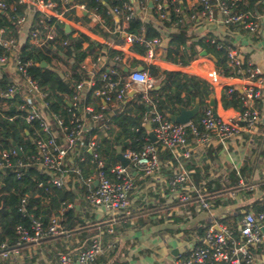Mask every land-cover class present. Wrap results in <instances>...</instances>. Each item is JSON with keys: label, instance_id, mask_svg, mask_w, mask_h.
<instances>
[{"label": "built area", "instance_id": "built-area-1", "mask_svg": "<svg viewBox=\"0 0 264 264\" xmlns=\"http://www.w3.org/2000/svg\"><path fill=\"white\" fill-rule=\"evenodd\" d=\"M69 1L19 0L29 5L24 13L16 16V23L20 26L19 35L29 21V14L37 11L39 13L37 19L28 30V41L35 48H41L56 34L55 23L50 22L52 17L66 23V18H69L67 14H71L72 9L78 5L84 8L82 3L68 5ZM154 1L161 16H164L162 1ZM199 2L201 13L211 19L214 7H217L223 23L239 25L249 32L257 29L258 15L249 10L234 9L236 0H199ZM6 7V3L0 0V11H4ZM107 12L124 13L126 19L135 15L128 2L109 8ZM134 38L133 34H127L128 40ZM157 41V38H153L147 43L151 45ZM21 42L20 37L11 34L6 25H0V78L3 73L8 75L5 87L0 89V106L17 109L26 122L37 121L34 131L35 153L23 160L16 158L19 154L14 146L0 148V172L14 166L20 168L35 165L49 172L50 181L57 187L65 186L71 179V172H74L76 173L72 176L74 180H83L90 184L84 194L85 200L93 206L104 209L108 216L114 219L118 212H128L130 194L137 172L152 175L160 168L159 147H161L170 152L180 168L174 172L169 181L168 197L169 195L171 198L175 197L182 204H196L207 213L204 231L199 233L193 230L184 242L185 251H179L167 264L257 263L258 256L254 250L264 246V207L256 212L250 210L238 215L235 219L236 225L222 221L227 215L215 209V204H221L227 198L237 201V189L247 185L246 178L235 170L239 177L237 188H228L223 179L217 190L208 191L202 185L214 176L192 178L185 169L183 160L192 156L193 147L213 143L225 144L228 139L244 131L252 132L260 119V110L256 102L262 97L264 88L258 67L244 62L236 50L228 48L227 59L232 68V76L246 80L242 90V108L237 110L233 117L223 118L215 117L209 105L198 120L191 119L183 124L166 117L152 101L150 90L158 82L157 78L146 70L138 68L123 73L118 72L114 62L122 60L120 54L114 55L111 63L107 62L101 52L87 54L80 65L87 77L76 82V91L70 97L65 94L62 96L71 106L70 119L65 123L63 117L51 108L48 92L41 88L39 82L29 72V68L37 62L31 58L20 57ZM67 43L66 39L60 42L61 45ZM223 76L225 75L217 69H212L207 72L205 78L211 86H214L221 84ZM96 80H100L101 83L94 87ZM223 87L227 92L236 89L233 84H224ZM89 91L92 92V98L86 101V94ZM131 102L146 105L142 120L150 123L156 141L143 142L138 149H123V155L128 158L126 165L121 161L107 165L105 160L99 157L98 133L108 130L113 125V116L123 112ZM89 131L92 133L85 140V133ZM147 139H150L149 136ZM86 150L91 153L90 162L96 164L97 183L95 184L92 181L93 177L82 176V168L78 164L86 160ZM68 160H75L76 165L72 167L67 163ZM19 175L20 172L17 171V176ZM112 224L108 225L105 233L99 231L94 234L87 246L77 253L76 259H73L69 252H64L58 256L59 262L96 264L98 255L115 247V232ZM15 231L18 236L16 245L6 248V244L3 243L0 252L3 258L19 256L21 245L37 244L43 239L59 236L66 230L60 229L58 218L55 216H52L47 224H43L40 218L30 214L29 225L17 224Z\"/></svg>", "mask_w": 264, "mask_h": 264}, {"label": "crops", "instance_id": "crops-1", "mask_svg": "<svg viewBox=\"0 0 264 264\" xmlns=\"http://www.w3.org/2000/svg\"><path fill=\"white\" fill-rule=\"evenodd\" d=\"M102 2L106 5V9L116 6L110 5L105 0ZM123 2H128L132 6L135 14L132 18L142 22H150L159 31L160 36L156 37L158 41L148 45V40L137 39L135 34H133L134 40H128L127 34L132 33H128L125 29L130 18L126 19L124 13L107 12L102 14L92 8H86L82 3L84 8L78 5L72 9L71 15L74 17L66 18V23L70 25V31L83 32L96 42L94 49H88L87 54H99L101 52L105 55L108 63L113 62L114 55L120 54L122 60L114 62L117 71L120 73L132 68L140 69L141 66L142 70H146L150 74L148 66L150 64L157 66L160 73L158 76H153L158 79L153 89L160 88L163 70H178L206 80L207 72L217 69L215 60L200 54L203 50L201 48L198 57L187 65L174 63L165 57L170 34L179 30L178 21L165 23L168 17L165 1H162L164 16H161L154 0H124ZM177 2L180 4V10L177 8L175 10L181 18V25L186 27V32L191 39L204 37L227 42L228 47L236 50L244 62L259 68V77L264 84V0H262L260 12L255 11L258 15V26L254 32H249L236 24L227 25L223 23L217 7H214L211 19L201 13L199 0H177ZM24 34L25 31L22 30L19 35L21 41ZM143 44L147 47L144 53L139 51ZM110 49L118 52L109 56L108 51ZM245 81V79L232 76L230 73L222 77L221 84L210 85L216 99L218 116L230 118L237 112L234 108L225 109L221 105L223 85L233 84L242 93ZM98 82L100 80H96L95 85ZM131 104H135V102H131ZM256 105L260 110V119L252 132L244 131L240 135L228 139L225 144L213 143L193 147L192 156L183 160L184 167L192 178L193 176L185 166V162L190 161L191 166L198 167L202 178L207 175L216 177L219 174H226L230 170L239 171L246 162L252 167L251 174L246 179L247 185L237 189V201L234 202L232 199L233 202L224 203L223 200V203L215 204L217 212H224L227 215L222 221L232 225H236L235 219L238 216L236 213L240 215L250 210L256 212L255 209L264 203V88L262 97L256 102ZM160 159V168L154 174L144 175L141 171L137 172L134 187L130 194L128 212H118L114 217L116 221L113 222L112 226L116 229L119 228L121 222L129 223V226L124 227L125 229L123 228L119 234L115 233V240L119 242L120 247H123L122 253H124L123 257L127 260V264H167L179 251H185L184 242L187 241L189 234L193 230L202 233L207 224L205 210L198 208L196 204H182L175 197L171 198L170 195L168 197L169 181L174 172L180 168L177 160L173 157H160ZM67 163L76 165L74 160H68ZM95 172L87 176L94 178L93 184H95ZM70 180L66 182L65 187H68ZM86 191L81 194L80 198L78 197L75 204L69 203L68 205L75 206L84 216L86 213L94 214L96 220L94 223L110 220V216L104 209L93 206L85 200ZM1 192L2 190H0ZM151 204L157 205L155 208H148ZM172 213L181 215L184 225H181L180 229L175 228L171 231L169 229L176 226L174 223L171 224ZM125 216H129V218L126 219ZM139 216H142L141 222H138ZM104 225H107L108 228L110 224ZM130 226H132V230L129 229ZM99 231L104 232L100 226L91 228L87 238L82 240L77 235L67 234L49 237L37 244H23L19 256L8 258L0 256V264H61L58 262L59 254L69 252L73 259H76L77 253L87 246L91 237ZM254 252L258 256L257 263L254 264H264V246H260Z\"/></svg>", "mask_w": 264, "mask_h": 264}, {"label": "trees", "instance_id": "trees-1", "mask_svg": "<svg viewBox=\"0 0 264 264\" xmlns=\"http://www.w3.org/2000/svg\"><path fill=\"white\" fill-rule=\"evenodd\" d=\"M3 1L7 7L4 11H0V25H6L9 32L17 37L19 36L20 26L16 23V16L24 13L29 5L19 2V0ZM123 1L105 0L110 5H121ZM161 1H165L167 4L168 17L165 23L178 21L179 25V30L170 34L165 57L174 63L187 65L198 57L199 49L201 48L215 56V65L218 71L224 75L232 73V68L228 64L227 59V50L229 48L227 42L204 37L191 39L186 32V27L181 25V18L175 10L176 8L180 10V4L177 0ZM76 2L84 3L86 8H92L102 14L107 13L106 5L102 0H70L68 5ZM261 7L262 0H236L233 6L234 9L239 11L249 10L252 12H260ZM38 14L37 11L29 14V21L23 28L25 34L20 46V57L22 59L31 58L34 62H37L29 68V72L39 82L41 88L48 92L51 108L56 110L66 123L71 116V106L62 96L65 94L70 97L76 91V82L87 77L80 65L87 55V50H93L96 42L89 35L80 31L65 32V23L52 17L50 22H54L56 27L54 38L41 48H35L28 41V30L34 25ZM67 15L68 17H74L71 14ZM125 30L128 33L135 34L137 39L150 40L160 36L159 31L150 22H142L135 18L128 20ZM64 39L68 43L61 45L60 42ZM52 46H55V48H52ZM146 49L147 47L143 44V46H140L139 51L144 53ZM117 52V50L110 49L108 54L112 56ZM43 60L47 63V66H40ZM59 63L63 66L62 68ZM148 68L152 76L159 75L160 69L157 66L150 64ZM162 73L160 88L150 90L151 98L156 108L166 117H169V114L178 112V105L189 108L198 101L200 109L193 118V120H198L203 110L209 107V95L213 92L210 84L203 78L178 70H163ZM7 81L8 75L3 73L0 78V89L5 87ZM100 83L98 82L94 87L99 86ZM91 91L87 92L86 101L92 98ZM242 99L243 94L237 89L231 92H227V89H224L220 101L225 109L231 107L235 110H240L242 108ZM145 110L146 105L144 103L128 105L123 112L113 116V125L108 130L98 133L99 157L103 158L107 165L120 161L116 156V146L122 144L125 140H128V143L124 149H138L143 142L150 141V139H147L148 133L145 128V122L142 120ZM36 127L37 121L26 122L17 109L12 111L10 108H2L0 106V148H10L13 143L17 144L21 150V155H16V158L25 160L28 155L35 153L34 131ZM91 133L90 131L85 133V140ZM85 154L86 160L78 163L82 168L83 177L95 172L96 167L95 163L90 162V151L86 150ZM159 155L161 158H172L170 152L161 149V147H159ZM74 165L71 166L73 167ZM185 166L190 170L194 179L200 176V169L191 166L190 161L188 163L185 162ZM251 170L252 167L246 162L240 167L239 173L247 179L251 174ZM17 171L20 172L19 176H17ZM71 175L75 176L76 173L71 172ZM72 176L68 187H57L50 181L51 174L35 165H27L20 168L14 166L4 172H0V190H2L0 193V252L3 249V243L6 244V248L16 245L18 236L15 227L17 224L28 226L30 214L40 218L43 224H47L52 216L56 218L58 216L59 226L62 230L74 229L96 221L94 214L86 213L84 216L75 206L68 205L69 203L75 204L78 197L80 198L81 194L90 185L83 182V180H74ZM223 179L228 188H237L239 186V177L235 170H230L226 174H219L209 179L202 186L208 191H214L217 190L218 186L220 187ZM230 202H233L231 198L224 200V203ZM156 205L151 204L148 208H155ZM263 207L264 203L258 206L255 211ZM236 215L239 214L236 213ZM138 218V222H141L142 216ZM172 223L176 224V226L169 230L180 229L181 225H184L182 216L172 213ZM121 225L127 227L129 223L121 222ZM100 228L105 233L107 225H102ZM90 229H84L69 235H77L80 240L86 239ZM22 247L23 245L20 246V248ZM122 249L123 247H120L119 242H115V247L112 250L98 255L96 264H127V260L123 257Z\"/></svg>", "mask_w": 264, "mask_h": 264}, {"label": "water", "instance_id": "water-1", "mask_svg": "<svg viewBox=\"0 0 264 264\" xmlns=\"http://www.w3.org/2000/svg\"><path fill=\"white\" fill-rule=\"evenodd\" d=\"M65 31H70V25L65 23ZM201 55H207L209 56L210 58H212L213 60H216L215 56L211 53H208L205 49H203L201 52H200ZM41 65L44 67L46 66V62L43 60L41 62ZM140 69H142V67L140 66L139 67ZM209 105L211 106L212 108V111H213V115L215 117H217V112H216V99L214 97V93L212 92L210 95H209ZM178 112L177 113H174V114H169V118L174 121V122H178V123H187L189 122L191 119H193L196 114L199 112V109H200V104L198 101H196L194 103V105L192 107H184L182 105H178ZM12 111L14 110L13 108L11 109ZM145 128L147 130V133H148V136L150 138L151 141L155 142L156 141V136L152 130V127L150 125L149 122L145 123ZM128 143V140H125L122 144H119L116 146V156L117 158L122 162V164L126 165L128 163V158H126L124 155H123V148L127 145ZM13 146L15 147V149L17 150L18 154L21 155V150L19 148V146L15 143H13ZM95 183H97V180L95 179ZM125 218H129V216H125ZM120 219V218H119ZM116 219H110V220H103V221H100V222H97V223H93V224H87L85 226H80V227H77V228H74V229H70V230H66L64 231L63 233H61L60 235H67V234H70V233H74V232H77V231H82L84 229H90V228H93V227H97V226H101V225H104V224H110V223H113L115 222Z\"/></svg>", "mask_w": 264, "mask_h": 264}, {"label": "rangeland", "instance_id": "rangeland-1", "mask_svg": "<svg viewBox=\"0 0 264 264\" xmlns=\"http://www.w3.org/2000/svg\"><path fill=\"white\" fill-rule=\"evenodd\" d=\"M133 222H134V221H133ZM120 226H121V225H120ZM120 226H119L118 229H116V227L114 228V232H115L116 234H117V233L119 234L120 231L123 230L124 226H121V227H120ZM130 227H131V228H130ZM130 227H129V229L132 230V229H133L132 226H130ZM125 228H126V227H125ZM125 228H124V229H125ZM129 229H128V230H129ZM118 231H119V232H118Z\"/></svg>", "mask_w": 264, "mask_h": 264}]
</instances>
